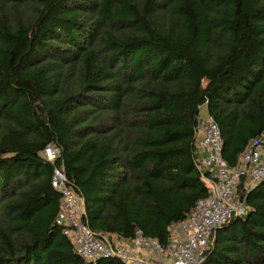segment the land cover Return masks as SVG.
<instances>
[{
	"label": "trees",
	"instance_id": "obj_1",
	"mask_svg": "<svg viewBox=\"0 0 264 264\" xmlns=\"http://www.w3.org/2000/svg\"><path fill=\"white\" fill-rule=\"evenodd\" d=\"M202 108L235 166L264 133V0H0V264H125L76 253L54 165L95 232L168 244L210 195ZM244 197L201 264H264V180Z\"/></svg>",
	"mask_w": 264,
	"mask_h": 264
},
{
	"label": "built area",
	"instance_id": "obj_2",
	"mask_svg": "<svg viewBox=\"0 0 264 264\" xmlns=\"http://www.w3.org/2000/svg\"><path fill=\"white\" fill-rule=\"evenodd\" d=\"M198 119L195 163L211 191L209 196L196 202L183 221L171 226L168 244L146 236L142 229H136L132 238L95 232L84 219V199L69 183L64 166L54 165L51 183L61 194L56 220L64 234L72 239L79 256L87 261L118 257L125 264H145L136 258L143 250L152 258L162 255L165 259V262L149 264H201L216 228L250 208L244 194L264 180V133L252 138L238 163L230 166L223 156L224 141L219 124L211 115H200ZM42 155L56 163L61 157V148L49 144Z\"/></svg>",
	"mask_w": 264,
	"mask_h": 264
},
{
	"label": "crops",
	"instance_id": "obj_3",
	"mask_svg": "<svg viewBox=\"0 0 264 264\" xmlns=\"http://www.w3.org/2000/svg\"><path fill=\"white\" fill-rule=\"evenodd\" d=\"M123 242H126L127 240H122ZM136 258L142 259L145 264H149L151 261H157V262H165V259L162 255H155V258H152L145 254V252L142 250L140 253L136 254Z\"/></svg>",
	"mask_w": 264,
	"mask_h": 264
},
{
	"label": "rangeland",
	"instance_id": "obj_4",
	"mask_svg": "<svg viewBox=\"0 0 264 264\" xmlns=\"http://www.w3.org/2000/svg\"><path fill=\"white\" fill-rule=\"evenodd\" d=\"M201 115L202 116L205 115V109L204 108H202V110H201Z\"/></svg>",
	"mask_w": 264,
	"mask_h": 264
}]
</instances>
